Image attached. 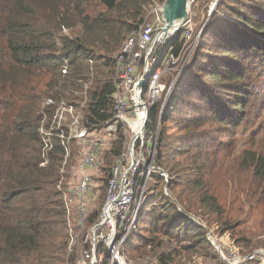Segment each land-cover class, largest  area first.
I'll return each mask as SVG.
<instances>
[{
	"label": "trees",
	"instance_id": "trees-1",
	"mask_svg": "<svg viewBox=\"0 0 264 264\" xmlns=\"http://www.w3.org/2000/svg\"><path fill=\"white\" fill-rule=\"evenodd\" d=\"M87 4L88 0H0V264L66 263L64 235L51 220L66 223L58 185L67 146L59 139L60 131L53 130L49 138L41 128L63 102L73 108L85 104V128H102L110 121L115 92L112 56L130 32L144 24L146 6L152 5L151 0H98L97 6L105 10L92 14ZM219 10L221 15L214 16L183 78L186 91H173L165 106L164 96L150 112L149 133L161 118L157 164L170 173L173 197L169 200L158 191L165 180L156 175L157 188L148 190L128 245L129 257L138 256L136 264H192L195 256L207 264L223 262L208 244L206 231L178 210L180 206L207 222L201 216L204 209V214L216 216L217 224L233 223L215 196L217 174L209 168L211 160L183 146L166 153L164 144L170 121L185 134L211 122L220 134L236 135L246 109L253 107L252 88L264 78V0H223ZM183 43L180 31L160 56L169 51L180 56ZM196 97L204 107L190 110ZM46 99L53 104L44 106ZM181 107L195 116H183ZM45 140L54 142L49 152L44 151ZM69 144L75 152V141ZM120 154L119 143L111 155ZM177 155L187 157L184 168L175 163ZM168 157L173 160L168 162ZM243 162L252 174L250 189L256 196L251 203L264 207V156L249 152ZM238 234V244L253 246L242 230Z\"/></svg>",
	"mask_w": 264,
	"mask_h": 264
},
{
	"label": "built area",
	"instance_id": "built-area-1",
	"mask_svg": "<svg viewBox=\"0 0 264 264\" xmlns=\"http://www.w3.org/2000/svg\"><path fill=\"white\" fill-rule=\"evenodd\" d=\"M166 1L157 5L150 22H144L130 32L121 50L114 57L115 92L110 121L102 128L90 130L82 126L74 133L59 136L65 147L72 140L75 143L76 140H82L86 152L77 168L78 184L68 192L62 190L65 189L62 184L58 185L70 229L68 256H78L75 264H136L129 257L128 245L139 225L142 208L147 202L148 187L153 181L152 174L163 177L169 183L167 173L155 163L154 151L158 147L157 137L161 121L155 132L149 133L150 112L164 96L165 106L181 77L180 71L176 81L169 87L165 84L164 79L179 56L175 57L174 53L169 51L161 58L160 50L180 31L182 40L188 42L192 37V30L187 27L189 24H184L185 19L174 32H170L172 28L165 31L167 24L163 11ZM141 82L145 83L143 90L140 89ZM52 104L50 99L44 101V106ZM71 109H74L73 106L63 102L54 117L62 110ZM44 130L42 126L41 133L50 138L51 132L48 136ZM58 131L62 133L63 128H58ZM98 134L103 137L96 138ZM119 143L121 154L117 157L107 183L103 206L99 215L91 219V204L96 197L91 194L93 179L88 171L99 167L103 151L111 150ZM52 149L51 141L45 140L44 151L49 152ZM68 150L67 146V155ZM178 210L186 216L180 207ZM186 217L195 226L206 231L208 244L217 251L224 263L247 264L261 260L264 264V251L247 252L236 240L209 228L197 218L188 215ZM104 257L107 258L106 261H102Z\"/></svg>",
	"mask_w": 264,
	"mask_h": 264
},
{
	"label": "rangeland",
	"instance_id": "rangeland-1",
	"mask_svg": "<svg viewBox=\"0 0 264 264\" xmlns=\"http://www.w3.org/2000/svg\"><path fill=\"white\" fill-rule=\"evenodd\" d=\"M97 1L98 0H88V12L95 14L105 10L104 8L97 6ZM159 1L151 0L152 5L146 6L145 23L150 22L153 18L154 9L157 5H161L160 3H162V0ZM222 1L223 0H192L190 3L188 15L184 24H189L187 27L191 28L192 37L188 42L183 40L184 43L179 59H177L176 63L172 66V70L164 79L165 84L169 87V85L176 81L175 79L181 71V77L176 82L173 91H180V94L186 91L187 86L184 85L183 78L186 77L197 54L196 50L199 41L214 25V16L221 15L219 5H221ZM137 25V22L134 23L135 27H137ZM212 50L213 49H210V51ZM115 55L112 56L113 59ZM206 82H209V80L207 79ZM252 91L254 92L253 107L246 109V119L243 122V125L237 129L236 135H231L230 132H227L228 134H220L217 125H213L211 122H207L205 127L196 133H192L193 131H191L190 133L185 134L179 132L174 123L170 121L167 123L168 129L164 143L166 153H170L176 148L183 146L191 149V151L195 154L200 153L202 156L207 158L208 161L211 160L209 168L215 170V174H217L213 183L215 196L217 197L220 206L224 209L227 219L233 220V223L231 224L229 221L231 226L217 224L215 223L216 216L214 214H204V212L207 213V210L204 209L202 211L203 215L201 216L205 218L207 222L192 214L190 215L185 213V215L199 219L201 223H205L209 228L216 229L217 232L225 234L233 240H237V238H239L238 232L242 230L245 233V236L253 241V246L246 247L241 244L238 245L250 253L256 250L264 251V212L262 211L264 210V207L251 203L254 202L253 197L256 195L254 190L250 189L252 174L248 165L243 161L245 154H248L249 152H256L257 154L264 156V78L256 81L254 90L252 88ZM165 95H167V93ZM78 104L80 103H77V107L74 109L62 110L51 121L45 120L43 123L45 129L44 132L50 136V132L52 133L53 130L58 131V128H64L60 134L67 136L66 131L74 133L75 131L81 129L83 126V112L81 110L85 104L82 103L79 106ZM196 106L199 108L204 107L203 102L200 101L198 97L191 101L190 110ZM179 112H182L183 116L189 112V117L195 116V113L189 111V108L181 107ZM180 113L176 115V118L180 116ZM202 116L203 115H200L199 117ZM154 132L155 131H151L150 133ZM159 135L160 133L157 137L158 140ZM102 137L103 136L99 134L96 136V138L100 139ZM51 143L54 145V142ZM67 146L69 147L68 155L65 162L62 164V169L60 168L61 173L59 169V173L61 174L60 176H62L60 184L65 187V189H62L64 192H68L72 187L78 184L79 177L77 174V168L86 153L84 142L82 140H76L75 152L71 149L70 144H67ZM157 148L154 151L156 166L164 170L169 176V183L165 181V184H161L158 187V191L162 190L166 197L170 200L173 197L169 190V185L171 183L170 173L160 164H157ZM112 150L113 149L103 151V155L99 159V167L91 168L88 171V173L92 175L93 179L91 194L96 197L95 201L91 204V219L92 217L96 218L99 215L106 197L107 183L111 178V172L117 160L116 157L111 155ZM214 158L216 161H214ZM167 160L170 162L173 160V157H168ZM174 160L175 163L181 162L179 163L181 165L180 168H184L188 163L187 157L185 156L177 155ZM152 175L154 179L156 174L154 173ZM155 188H157V184L153 180L150 183L148 190L150 192V189L154 190ZM156 192L157 190H155V193ZM180 208L183 210L182 207ZM51 222L54 223V225H56L64 235L65 247L62 250L65 254L64 259L66 263L64 264H69L73 258L76 260V257L78 258V256H68L70 229L67 218L65 217L66 223L64 226L59 224L57 220H51ZM222 227L226 229L224 230ZM222 230L223 232H221ZM130 257L135 261L138 256L134 257L132 256V253H130ZM106 260V257L102 258V261ZM192 260V264H207L206 260L202 257L195 256ZM221 263L223 264V262Z\"/></svg>",
	"mask_w": 264,
	"mask_h": 264
},
{
	"label": "water",
	"instance_id": "water-1",
	"mask_svg": "<svg viewBox=\"0 0 264 264\" xmlns=\"http://www.w3.org/2000/svg\"><path fill=\"white\" fill-rule=\"evenodd\" d=\"M192 0H167L164 5L163 17L166 21L168 31L172 28L177 20H185L188 15V7ZM145 83L141 82L140 89L143 90ZM161 121V118H160Z\"/></svg>",
	"mask_w": 264,
	"mask_h": 264
},
{
	"label": "bare ground",
	"instance_id": "bare-ground-1",
	"mask_svg": "<svg viewBox=\"0 0 264 264\" xmlns=\"http://www.w3.org/2000/svg\"><path fill=\"white\" fill-rule=\"evenodd\" d=\"M181 21L182 20H177V22H176V24L172 27V29H171V31L170 32H174L177 28H178V26H179V24L181 23Z\"/></svg>",
	"mask_w": 264,
	"mask_h": 264
}]
</instances>
